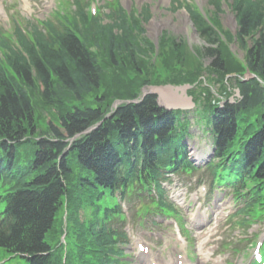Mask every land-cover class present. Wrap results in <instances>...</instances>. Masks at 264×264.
<instances>
[{
  "label": "trees",
  "instance_id": "trees-1",
  "mask_svg": "<svg viewBox=\"0 0 264 264\" xmlns=\"http://www.w3.org/2000/svg\"><path fill=\"white\" fill-rule=\"evenodd\" d=\"M209 3L217 11L222 5L221 0ZM86 8L77 4L71 21L28 24L25 33L16 27L15 44L0 35V192L8 188L7 200L0 198L7 203L0 210V248L31 256L29 264H63L62 247L53 251L46 242L55 235L63 199L71 211L73 241L67 264H121L124 235L109 221L122 214L119 208L102 212L97 202L104 191L123 195L139 183L153 184L162 194L158 182L164 170H192L181 145L179 130L187 125L180 113L159 110L155 97L147 96L103 120L116 100H139L147 84L193 83L196 75L181 68L198 70L203 59H211V70L222 78L247 68L264 82V0H234L236 36L221 31L244 53V66L215 29H222L218 13L206 22L197 9L189 10L207 45L193 57L183 43L166 36L161 61L152 62L154 46L141 37L142 22L151 18L148 9L139 17L119 8L93 18ZM238 86L242 100L226 106L211 133L219 165L233 168L240 182H254L247 194L245 187L239 193L249 198L240 213L251 217L264 201V116L258 124L249 120L256 110L264 111V87L257 79ZM99 122L60 160L71 139ZM82 208L90 211L84 221Z\"/></svg>",
  "mask_w": 264,
  "mask_h": 264
},
{
  "label": "rangeland",
  "instance_id": "rangeland-1",
  "mask_svg": "<svg viewBox=\"0 0 264 264\" xmlns=\"http://www.w3.org/2000/svg\"><path fill=\"white\" fill-rule=\"evenodd\" d=\"M80 1L82 4L86 1L89 3L93 1L95 3L92 6L93 10L107 5L105 4L107 0ZM117 2V4L121 3L120 5L127 13H135L137 17L145 8L150 11V20L142 24L144 33L141 37L154 46L152 58L155 57V62L161 61L158 57L165 53L164 44L166 42L162 38L166 36L178 44L183 43L186 47V54L189 56L194 55L197 49L207 46L206 42L201 40L196 33L184 7L191 5L204 17L213 18V10L208 0H117ZM75 6V0H0V29L6 33L11 32L15 19L22 29L26 28L28 22L46 21L56 16L69 20ZM218 22L224 31L230 32L235 37L236 17L226 7V4L222 5ZM216 30L220 33L221 27L216 26ZM220 35L234 57L240 62L243 61L244 53L239 50L238 45L234 42H227L226 38ZM211 62V59H203L200 65L209 67ZM187 69L181 68L182 73H185ZM198 128H194V132L199 136L188 142L193 151L190 155L193 157L200 156L199 153L206 154L209 147V141L200 136L202 132L198 131ZM198 163L204 165L206 162L200 160ZM199 168L200 172L197 173L170 175L168 178L169 181L165 184V194L169 204L179 211L175 216L165 217L158 214L160 209L150 206L141 197L139 200L135 198L130 202L122 203L127 215L124 227L130 238L126 246L129 264H147L146 262L154 259L155 256L168 260L172 248H181V243L183 244L185 238L188 239L187 250L193 256L190 264H197L202 252L203 255H208L213 250L216 254L212 261L215 263L251 264L257 249L252 248V245L256 241L264 242V215L250 223L249 226L236 225L238 217L232 218V216L236 213L237 207L234 206L231 197L229 198V192L223 188L213 190L211 174L208 170L207 172L201 171V166ZM145 205L149 206L151 214L143 217ZM88 212L90 211L83 214L88 215ZM213 229L212 244L215 242L214 246L211 244L203 248L202 244L208 240L205 238L206 233L212 232ZM138 243L149 245L150 255L147 260L140 258L137 250Z\"/></svg>",
  "mask_w": 264,
  "mask_h": 264
},
{
  "label": "water",
  "instance_id": "water-1",
  "mask_svg": "<svg viewBox=\"0 0 264 264\" xmlns=\"http://www.w3.org/2000/svg\"><path fill=\"white\" fill-rule=\"evenodd\" d=\"M185 91L186 87H173L170 85L151 88V93L157 96L158 105L166 110L192 108L194 105Z\"/></svg>",
  "mask_w": 264,
  "mask_h": 264
},
{
  "label": "bare ground",
  "instance_id": "bare-ground-1",
  "mask_svg": "<svg viewBox=\"0 0 264 264\" xmlns=\"http://www.w3.org/2000/svg\"><path fill=\"white\" fill-rule=\"evenodd\" d=\"M211 236H212V235H210V237H211ZM171 257H172V256H171ZM171 257H170V258H171ZM173 259H174V257L171 258V262H174ZM202 261L206 262L204 258L202 259Z\"/></svg>",
  "mask_w": 264,
  "mask_h": 264
}]
</instances>
